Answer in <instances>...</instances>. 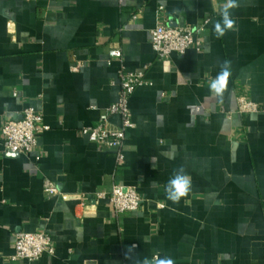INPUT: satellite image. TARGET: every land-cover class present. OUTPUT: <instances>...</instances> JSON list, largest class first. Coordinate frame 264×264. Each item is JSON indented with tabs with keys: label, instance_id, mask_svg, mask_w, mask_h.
<instances>
[{
	"label": "crops",
	"instance_id": "obj_1",
	"mask_svg": "<svg viewBox=\"0 0 264 264\" xmlns=\"http://www.w3.org/2000/svg\"><path fill=\"white\" fill-rule=\"evenodd\" d=\"M224 2L0 0V264H26L11 260L14 236L42 230L55 251L34 264H132L157 253L175 264H264V115L235 112L238 95L264 104V0H239L237 27L216 39ZM206 18L199 51H153L157 24ZM225 59L232 75L221 101L207 85ZM121 65L146 83L129 97L135 127L118 166L80 129L118 98ZM28 106L48 129L35 151L8 153L1 128ZM179 165L193 191L173 205L163 185ZM44 180L59 197L43 195ZM113 184L135 187L138 209L115 214L92 201Z\"/></svg>",
	"mask_w": 264,
	"mask_h": 264
},
{
	"label": "built area",
	"instance_id": "obj_2",
	"mask_svg": "<svg viewBox=\"0 0 264 264\" xmlns=\"http://www.w3.org/2000/svg\"><path fill=\"white\" fill-rule=\"evenodd\" d=\"M122 2V0H119ZM136 14L133 15V18ZM208 19L206 18L196 26L177 25L167 26L157 24L149 32L150 43L153 51L159 57H168L172 54L183 55L191 48L199 51L201 42L199 35L204 33ZM111 58L122 63L120 49L111 52ZM78 65L73 66L76 71ZM118 83L120 91L118 98L109 104L106 110L99 115L98 122L92 126H83L81 135L90 143L110 153L116 165L121 166L124 162L123 145L126 134L135 127L131 119L128 100L136 86L145 82L143 71L129 72L122 65L118 71ZM237 114L261 113L264 115V104L247 99L244 95L236 98ZM118 117V123L114 124L110 118ZM48 129L43 123L40 112L34 107L28 106L12 119L6 120L1 128L3 148L12 154H27L37 149L38 134ZM39 157L36 158V161ZM43 195L46 198L59 197V189L49 180L43 181ZM92 201L98 203L105 200L111 206L115 214L131 212L140 206L142 197L133 186L113 184L108 192L98 191L92 194ZM85 201V200H84ZM81 202L80 205H86ZM12 261H23L26 264H34L43 254H53L54 244L48 232H17L13 241Z\"/></svg>",
	"mask_w": 264,
	"mask_h": 264
},
{
	"label": "clouds",
	"instance_id": "obj_3",
	"mask_svg": "<svg viewBox=\"0 0 264 264\" xmlns=\"http://www.w3.org/2000/svg\"><path fill=\"white\" fill-rule=\"evenodd\" d=\"M239 7V0H225L220 6V19L213 25L212 35L216 39H222L228 32L235 30L237 20L233 16V10ZM232 75V61L225 59L220 64V70L216 76L208 81V90L218 99L223 101L226 93L229 91V80ZM165 199L173 205H177L186 199L193 191L191 176L187 173L183 165L173 169L171 176L163 185ZM132 264H175V261L168 255L160 256L158 253L149 257H134Z\"/></svg>",
	"mask_w": 264,
	"mask_h": 264
}]
</instances>
